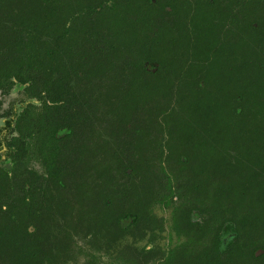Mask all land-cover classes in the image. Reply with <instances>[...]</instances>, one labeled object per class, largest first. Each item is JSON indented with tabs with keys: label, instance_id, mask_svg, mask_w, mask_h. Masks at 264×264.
<instances>
[{
	"label": "trees",
	"instance_id": "trees-1",
	"mask_svg": "<svg viewBox=\"0 0 264 264\" xmlns=\"http://www.w3.org/2000/svg\"><path fill=\"white\" fill-rule=\"evenodd\" d=\"M14 92L0 264H264V0H0Z\"/></svg>",
	"mask_w": 264,
	"mask_h": 264
},
{
	"label": "rangeland",
	"instance_id": "rangeland-1",
	"mask_svg": "<svg viewBox=\"0 0 264 264\" xmlns=\"http://www.w3.org/2000/svg\"><path fill=\"white\" fill-rule=\"evenodd\" d=\"M22 98H23L22 95L18 92H14L13 94L6 96V97H3L0 95V101H2V103H3L0 114H2L4 110H8L10 108V106L19 104L20 101L22 100ZM4 121H5V119L0 118V128L4 126ZM165 215L167 217H169L170 214H169V212H167V213H165ZM165 235H166L167 239L159 241V243L163 247L167 246L168 242H169L167 234H165Z\"/></svg>",
	"mask_w": 264,
	"mask_h": 264
},
{
	"label": "flooded vegetation",
	"instance_id": "flooded-vegetation-1",
	"mask_svg": "<svg viewBox=\"0 0 264 264\" xmlns=\"http://www.w3.org/2000/svg\"><path fill=\"white\" fill-rule=\"evenodd\" d=\"M10 108H11V106H10ZM0 111H1V110H0ZM5 111H6V110H4L3 113H4ZM3 113L0 114V116L3 115ZM0 118H2V119H6L5 117H0ZM5 121H6V120H5ZM5 121H4V123H5ZM1 128H2V127H1ZM169 246H170V245H167V246H164V247H163V246L161 245V247H163V248H166V247L169 248ZM173 246H174V245H173Z\"/></svg>",
	"mask_w": 264,
	"mask_h": 264
}]
</instances>
